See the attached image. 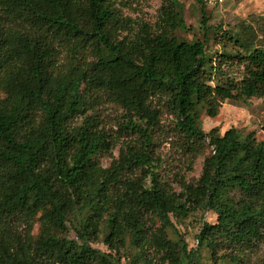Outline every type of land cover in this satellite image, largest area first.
I'll list each match as a JSON object with an SVG mask.
<instances>
[{
    "label": "trees",
    "instance_id": "16d2710c",
    "mask_svg": "<svg viewBox=\"0 0 264 264\" xmlns=\"http://www.w3.org/2000/svg\"><path fill=\"white\" fill-rule=\"evenodd\" d=\"M122 1L0 0L9 25L0 40V264H119L90 245L103 227L110 248L128 242L135 249L134 264H151L150 249L175 264H200L201 248L212 264H251L245 252L264 241V141L236 127L206 132L199 118L204 109L217 115L226 99L264 96V47L227 30L212 36L216 26L205 14L203 40L178 38L173 32L186 26L179 0H163L160 32L144 25L124 35ZM211 38L221 45L214 53ZM57 42L94 49L90 69L97 87L128 110L126 128L141 137L108 166L100 156L114 141L96 116L71 124L85 111L80 101L68 104L84 72L73 80L56 74ZM234 66L239 76L230 74ZM156 97L175 115L184 150L196 158L211 147L199 177L181 178L180 190L162 177L152 149ZM198 209L217 216L203 222L198 247L188 248L182 237L181 245L172 242V218ZM71 215L82 242L67 236ZM22 222L24 235L11 232Z\"/></svg>",
    "mask_w": 264,
    "mask_h": 264
},
{
    "label": "rangeland",
    "instance_id": "374dc122",
    "mask_svg": "<svg viewBox=\"0 0 264 264\" xmlns=\"http://www.w3.org/2000/svg\"><path fill=\"white\" fill-rule=\"evenodd\" d=\"M179 2L186 26L173 32L178 38L203 40L204 29L201 20L205 14L209 17L208 24L216 26V30H212V36L214 33L222 32L221 30H227L238 38L252 37V42L255 45L264 47V0H223L214 4L200 0H179ZM162 4L163 0H123L119 4L122 15L127 19L123 34L132 35L144 25H147L153 32H160L164 24ZM12 24L14 29L26 30L19 23ZM8 27L7 20L0 8V40L2 42L6 38ZM54 46L53 61L56 74L67 80H73L84 72L78 90H71L68 104L73 105V103L80 101L85 111L76 114L71 124H80L87 115L96 116L99 128L108 133L114 141L112 149L100 156L102 165L108 166L113 157H118L120 149L130 144H138L141 141V137L136 131L126 128L131 114L110 94L97 87L92 77L94 71L90 69L92 61L96 60L94 49L90 47L81 49L73 42L67 45L57 42ZM207 46L212 53L221 49L220 43H216L212 38ZM12 64L13 60L10 58L9 61L5 62L3 69L9 70ZM230 70L231 75L239 76L241 74L239 67L234 66ZM153 103L158 109V121L151 129L154 141L152 149L156 157L160 158L158 170L171 186L180 190L179 180L181 178L190 182L199 177L204 155L210 151L211 147H206L203 154L193 158L187 150L178 144L175 115L166 107L162 98L156 97ZM38 113L36 117L40 119L43 115L42 111L40 110ZM199 121L206 132L212 128H217L223 134L227 129L236 127L244 133L254 132L258 140L264 141V96L251 97L245 101L226 99L218 107L217 115L209 116L204 109ZM216 218L217 216L213 211L204 212L202 209L191 211L187 217L179 219L173 217L172 221L175 228H167L168 238L181 245L180 237H182L188 248H197V234L203 222H215ZM75 221L74 215H71L67 236L82 242L77 237ZM156 225H160L158 220H156ZM39 228L40 221L37 220L33 224V234L37 235ZM27 229V224L23 222L20 225L12 224L11 226V232L23 235ZM105 233L106 229L103 227L98 238L89 241L90 245L103 252H109L114 261L119 264H134L135 249L128 245V242L126 246L119 249L110 248L104 241ZM200 253V264L213 263L207 248H201ZM245 253L249 263L260 264L264 259V241L258 242L252 250L249 249ZM150 257L152 258L151 264H175L169 260L160 259V255H157L153 249H150ZM219 264L234 263L230 260H224Z\"/></svg>",
    "mask_w": 264,
    "mask_h": 264
},
{
    "label": "built area",
    "instance_id": "2783aa9c",
    "mask_svg": "<svg viewBox=\"0 0 264 264\" xmlns=\"http://www.w3.org/2000/svg\"><path fill=\"white\" fill-rule=\"evenodd\" d=\"M203 1H205L206 3L214 4L217 2H222L223 0H203Z\"/></svg>",
    "mask_w": 264,
    "mask_h": 264
}]
</instances>
